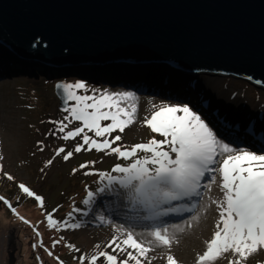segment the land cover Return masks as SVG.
Here are the masks:
<instances>
[{"label": "rangeland", "instance_id": "374dc122", "mask_svg": "<svg viewBox=\"0 0 264 264\" xmlns=\"http://www.w3.org/2000/svg\"><path fill=\"white\" fill-rule=\"evenodd\" d=\"M3 49L7 51L5 48ZM0 63V195L9 196L7 201L12 206L9 208L5 203L0 202V264H61V262L63 264H80L79 257L81 255L90 258L98 250L111 253V248H107L105 245L114 234L119 235L114 225H123L137 233L147 231L152 222L129 219L134 213L129 211V206L115 194L108 192L97 194L94 202L98 200L97 197L105 198L102 205L94 203L84 205L82 203L87 198L88 191L95 193L98 187H103L106 183V181L100 182L97 172L103 171L117 175L111 173V169L116 164L125 166L130 161L118 159L115 154L105 155L104 152H97L95 149L88 151V146L83 142V135L87 134L98 142H102L105 137H96L94 132H90L86 128L80 136L68 141L61 138L67 131H73L75 127H83V125L82 122L71 121L70 117L66 121L63 119L69 113L58 108L59 102L54 93V83L57 81H64L67 84L83 82L86 87L75 90L77 95L99 97L103 92L127 91L134 93L137 98L135 101L137 122L125 128L123 133L116 130L106 136L111 141L116 135H120L122 139L112 144V147H121L122 150L138 143H147L153 137L163 140V137L152 133L146 124L142 126L144 118L151 117L152 111L155 110L153 105L157 107L163 104L184 105L187 104V99L174 93L163 92L162 89L158 91L155 86L131 89L126 86L114 87V85L100 84L90 76L87 77L92 80L85 79L86 72L83 73L82 70L84 66L79 67V65L70 68H75L76 70H74L81 75L71 74L69 70L43 71L36 62L33 64H36L37 67L29 65L30 68L21 69L22 71L16 68L14 61L0 58ZM27 65L26 67H28ZM57 69L63 70L64 68ZM169 70L173 76L172 70L170 68ZM149 72L151 71L149 70ZM173 78L176 81V77ZM199 80L205 83V87L208 88L206 93L210 97L216 98L224 94V97L230 100L235 95L241 103L240 107L244 105L248 107L247 115L254 117L264 115L263 85L254 86L237 76L210 71L202 72ZM159 82L156 84L160 86ZM161 82L162 87L166 86V79ZM206 82H215L217 86L210 87ZM74 104L75 101H69L67 107L71 108ZM189 107L194 110L191 106ZM202 118L204 119V117ZM56 121H63L68 125L64 132L59 131V124L53 123ZM108 123L111 121H101L102 126ZM213 130L218 138L225 143L253 152L264 153V145H242L237 141L232 142L223 137L219 130L215 128ZM77 144L83 145L79 153L74 152ZM61 147L65 151L57 156L56 151ZM69 151L73 152V156L65 161L63 155ZM138 155L144 154L138 153ZM48 160L53 162L45 166ZM82 164H87L88 167L81 168ZM91 166L96 172L90 168ZM74 169H76L75 172ZM85 172L93 174L85 175ZM5 174L11 175L14 179L9 180ZM207 182L202 181V183ZM21 183L43 198V208L39 206L34 197H27L21 192L19 188ZM208 195L209 193L205 191L197 207L208 204ZM195 200L196 198H192V200L186 198L185 201L174 203L173 206L184 204L190 207ZM112 202H115L116 208H119V211L116 212L117 216L111 213L109 204ZM75 209L80 211H75ZM207 209V211H202L198 222L191 221V228L185 227V231L179 234V242L173 244L171 254L179 264H194L197 254L205 250V241L211 238L214 230V217L218 216V212L213 211L215 206L207 207ZM47 213H52L53 219L60 225L59 230L47 226ZM70 213L71 215H69ZM193 214L195 213L170 214L161 219L169 223H181L183 226L185 221H190V216ZM101 215L105 218V223H101L99 219ZM65 221L69 224H80L81 227H67ZM82 221H85V224H82ZM212 222L213 224L210 225L208 234L205 236L199 225ZM25 223L29 225V228L25 226ZM61 237L63 240L60 239ZM82 237H84V241H82ZM54 241H59V243L54 245ZM66 245H74L75 248L70 249ZM96 245H100V249H95ZM165 251L167 250L157 249L155 252L149 253L150 256H158L152 264H167L166 256L161 255ZM49 252L52 255H49ZM112 254L115 255V253ZM120 259H123V256ZM257 260L264 261V251L249 259L247 264H256ZM85 264H88L87 259ZM98 264H104L103 258H100ZM217 264H227V261L220 260Z\"/></svg>", "mask_w": 264, "mask_h": 264}, {"label": "snow or ice", "instance_id": "6c2138e0", "mask_svg": "<svg viewBox=\"0 0 264 264\" xmlns=\"http://www.w3.org/2000/svg\"><path fill=\"white\" fill-rule=\"evenodd\" d=\"M57 87L62 90L65 104L75 101L71 108H64L69 115L63 119L66 121L70 117L71 121H79L83 125L67 131L61 138L68 141L80 136L86 128L94 132L96 137H105L102 142H98L87 134L83 135L88 151L95 149L105 155L115 154L118 159L130 161L125 166L116 164L111 169V173L117 175L99 172L100 182L106 183L103 187H98L95 193L88 191L87 198L82 203L91 205L97 194L108 192L119 196L129 206V211L134 213L129 219L152 222L147 231L140 233L123 225H114L119 235L114 234L105 245L111 248V253L98 250L101 246L96 245L94 247L98 251L90 258L81 255L80 264H85L86 259L88 264H98L100 258H103L104 264H152L158 256H150L149 253L157 249L167 250L161 254L166 256L167 264H179L171 254V248L174 243L179 242V234L185 231V227L191 228V221L198 222L202 211L208 210L206 205L197 207V204L205 191L212 190V185L222 193L221 197L211 200L215 205L213 211L218 212V216L214 217L215 226L211 238L205 241L206 248L197 254L194 264H217L220 260H226L227 264H247L249 259L264 251V153L223 142L201 115L187 104L153 105L155 110L151 117L144 118L142 126L146 124L152 133L163 137V140L153 137L147 143H138L124 150L112 147L122 137L116 135L110 141L106 136L116 130L123 133L125 128L137 122L135 94L125 91L103 92L99 97L77 95L75 90L86 87L79 81ZM101 121L111 123L102 126ZM53 123L60 125V132L68 127L63 121ZM82 148L83 145L77 144L74 152L79 153ZM64 151L61 147L57 149L56 155L60 156ZM72 156L73 152L69 151L63 155V159L67 161ZM52 162L48 160L45 166ZM80 167L86 168L88 165L82 164ZM90 174L93 173L85 172V175ZM7 178L14 179L11 175H7ZM19 188L27 197H34L41 208L44 207L41 196L23 183L19 184ZM186 198L196 200L190 207L184 204L173 206L174 201ZM0 200L9 208L12 207L3 197ZM185 212L195 214L183 226L181 223H169L161 219L170 214L182 215ZM99 219L101 223L106 222L102 215ZM46 220L49 228L59 230L60 225L53 219L52 213L46 214ZM64 223L70 228L81 227L77 223ZM60 239L63 240V237ZM56 243L59 241H54V245ZM66 246L75 248L74 245ZM48 254L52 255L51 252ZM121 256L123 259H120ZM256 264H264V261L257 260Z\"/></svg>", "mask_w": 264, "mask_h": 264}, {"label": "water", "instance_id": "95a60500", "mask_svg": "<svg viewBox=\"0 0 264 264\" xmlns=\"http://www.w3.org/2000/svg\"><path fill=\"white\" fill-rule=\"evenodd\" d=\"M0 42L44 63L170 62L264 86V0H0ZM60 84L54 93L64 111Z\"/></svg>", "mask_w": 264, "mask_h": 264}, {"label": "bare ground", "instance_id": "6f19581e", "mask_svg": "<svg viewBox=\"0 0 264 264\" xmlns=\"http://www.w3.org/2000/svg\"><path fill=\"white\" fill-rule=\"evenodd\" d=\"M1 43V42H0ZM2 44V43H1ZM4 45V44H3ZM0 58L2 60H10V61H14L15 65L19 66V69H25V68H30L29 65H31L32 67L35 68L36 64H28L25 62H28L27 59H24L25 61H23L21 58H16L17 56L14 55L12 56L9 52L11 51H5L2 46H0ZM12 56V57H11ZM20 56V55H19ZM22 57V56H21ZM28 58V57H27ZM144 61H149V60H105V61H95L92 62L93 64H96V66H92V64L87 63L86 61H81V62H77V65H79V67H83V73L86 72V76L85 79L88 80H92L91 78L94 79L95 82H99L100 84L104 83V84H108V85H114V87H128L131 89H135V88H140V89H144L146 87L147 84H150L151 88L152 86V80L153 82V86L155 85V89L159 91V89H162L161 91L163 92H168L171 94H175L177 96H183L187 99L188 96L185 94H191L193 96V99H195L197 102L203 100L206 107L208 108V110L210 111H215V112H220L223 113V111L225 112H245L246 114L248 113V107L246 105L240 107V102L238 100V98H236V96L234 95L232 99H227L226 97H224L225 95L223 94V96H217L216 98H212L209 95H207L206 90L208 88L205 87V83L201 82L200 79V75L202 72H205L207 70H193V69H188V68H184L178 65H175L173 63H168V68L163 67L162 68V64L157 61L156 63H154V66L149 65V63H144ZM121 62H125V65H121L120 67H115L113 68L112 65L114 63H120ZM164 62V61H163ZM74 63V62H73ZM165 63V62H164ZM25 65H27L28 67H26ZM102 65V66H101ZM104 66H109V67H104ZM37 67V66H36ZM153 67H156L153 68ZM158 67V68H157ZM167 67V66H166ZM177 67H180V69H182L183 71H186L189 74H192L193 76H189L190 78L188 80H184L182 79L183 77H180V75L178 73H176L174 75L175 72L172 71L173 75L176 77V81L173 78L174 76L171 75L170 70H173ZM41 70L43 71H51V70H59L62 71V69H49L47 67H44L42 65H40ZM55 68V67H54ZM134 68H144V72H148L149 70L151 71V73H144L145 75V82H138V80L140 79V76H137L136 73L133 69ZM1 69V68H0ZM70 69V68H65L64 71H68L71 74H75L76 75V69L74 70ZM169 70V71H168ZM22 71V70H21ZM215 72H219V71H215ZM224 73V72H221ZM188 74V75H189ZM227 74V73H224ZM81 75V74H80ZM230 75V74H227ZM90 76V77H87ZM75 77V76H73ZM106 77V78H105ZM166 79V83H167V79L168 80V84L171 85L169 89L166 86L162 87V82L161 80ZM157 81H160L159 85L156 84ZM207 85H209L210 87H216L217 83L215 82H206ZM205 88V89H203ZM176 99H178L177 97H175ZM149 99H153V98H149ZM264 113V112H263ZM259 126L257 128V130H255V135L257 137H254L252 135H247L245 136L244 134V126L238 124L237 122H233L231 124H222V126L220 127L219 131L221 133V135L227 139H230L232 142L233 141H237L240 142L242 145H256V144H263L264 143V115L259 116ZM246 123V122H245ZM257 126V124L255 125ZM259 137V138H258ZM263 137V138H262ZM260 140V141H259ZM208 204L206 205L208 208L215 206L214 204L211 203L212 199H216L218 197H221L222 194L219 191V189L216 186H212V190L210 192H208ZM98 200H96L94 202L95 205H102L105 201V198L102 197H97ZM185 200H181V201H174V203H181ZM207 203V202H206ZM111 213H113L115 216H117V213L119 211V208H116V204L115 202H112L109 204ZM82 224H85V221H82ZM213 224L212 223H207L206 225H204L203 223H200L199 228L201 229L202 233L207 236L208 234V229L210 227V225ZM82 241H84V237H82ZM91 244V243H90ZM90 245L88 244V247Z\"/></svg>", "mask_w": 264, "mask_h": 264}, {"label": "trees", "instance_id": "16d2710c", "mask_svg": "<svg viewBox=\"0 0 264 264\" xmlns=\"http://www.w3.org/2000/svg\"><path fill=\"white\" fill-rule=\"evenodd\" d=\"M16 68H17V67H16ZM168 80H169V79H167V87H168L169 89H172V88H170L171 85L168 84ZM185 95H187L188 98H189V99H187V101H190V102L196 107V109L200 110V111L202 112V114H204V116H206V118H207L208 122L210 123V125L215 126V128H217V125H216L215 122L213 121L212 113L209 112V111H205V110L203 109V107H201V106L198 105V102H197L195 99L192 100L193 96H192L191 94H185ZM92 167H93V166H91L90 168H92ZM92 169H93V168H92ZM93 171L96 172L94 169H93ZM97 173H99V172H97ZM84 183H85V182H84ZM82 193H83V192H82ZM0 197H3V198L6 199V200H9V198H10V197L7 196V195H3V196L0 195ZM0 202L4 203L3 200H0ZM25 226H28V228H29V225L26 224V223H25Z\"/></svg>", "mask_w": 264, "mask_h": 264}, {"label": "clouds", "instance_id": "9594fccd", "mask_svg": "<svg viewBox=\"0 0 264 264\" xmlns=\"http://www.w3.org/2000/svg\"><path fill=\"white\" fill-rule=\"evenodd\" d=\"M23 57V56H22ZM26 66V65H25ZM17 68H19V66L17 65Z\"/></svg>", "mask_w": 264, "mask_h": 264}]
</instances>
